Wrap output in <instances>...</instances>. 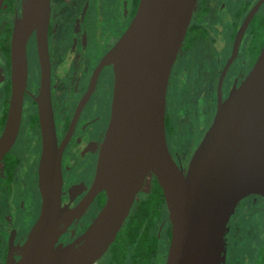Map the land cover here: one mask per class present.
Returning <instances> with one entry per match:
<instances>
[{
	"label": "flooded vegetation",
	"instance_id": "af4514ba",
	"mask_svg": "<svg viewBox=\"0 0 264 264\" xmlns=\"http://www.w3.org/2000/svg\"><path fill=\"white\" fill-rule=\"evenodd\" d=\"M20 2L3 0L0 7V142L11 90L9 41ZM138 3L50 0L45 48H39L34 30L29 34L18 125L0 155V264L20 257L19 246L40 214L42 112L52 122L60 206L73 211L61 221L59 241H73L103 205L106 193L93 192L92 182L111 119L115 78L113 65L102 58L131 22ZM263 43L264 0L195 1L165 93V141L184 170L191 155L186 159L178 151L177 136L189 130L194 151L218 103L245 78ZM158 185L148 172L114 239L91 264L166 263L172 224L163 193V205L146 204L151 220L132 229L126 225L139 197L156 192ZM227 226L222 264H264V196L242 197Z\"/></svg>",
	"mask_w": 264,
	"mask_h": 264
},
{
	"label": "water",
	"instance_id": "95a60500",
	"mask_svg": "<svg viewBox=\"0 0 264 264\" xmlns=\"http://www.w3.org/2000/svg\"><path fill=\"white\" fill-rule=\"evenodd\" d=\"M50 0H21L9 41L10 101L0 155L16 132L25 87L26 41L34 30L46 46ZM196 0H139L122 35L102 62L114 69L111 119L101 145L92 191L106 199L85 230L62 243L60 169L52 122L41 116V210L20 257L6 264H91L114 239L145 175L162 189L172 232L165 264H222L227 222L247 194L264 196V43L245 78L217 105L184 170L168 152L165 93L172 62ZM3 0H0V7Z\"/></svg>",
	"mask_w": 264,
	"mask_h": 264
},
{
	"label": "trees",
	"instance_id": "16d2710c",
	"mask_svg": "<svg viewBox=\"0 0 264 264\" xmlns=\"http://www.w3.org/2000/svg\"><path fill=\"white\" fill-rule=\"evenodd\" d=\"M9 2V0H5ZM159 202L163 205V196L160 186H157V191L151 190L149 194H144L138 199V208H136L133 213L128 217L127 228L132 229L136 224H140L142 220L152 219V211L146 208V204H151L153 202ZM134 234V233H133Z\"/></svg>",
	"mask_w": 264,
	"mask_h": 264
},
{
	"label": "rangeland",
	"instance_id": "374dc122",
	"mask_svg": "<svg viewBox=\"0 0 264 264\" xmlns=\"http://www.w3.org/2000/svg\"><path fill=\"white\" fill-rule=\"evenodd\" d=\"M189 130H187L188 132ZM183 133V134H179L177 136V139H178V143H177V148H178V151L184 155L186 157V159H188V156L192 154V149L194 147V142L191 141V137L190 135H188V133ZM194 137H195V133H194ZM185 138H187V141H185ZM248 201V200H246ZM244 201H242L243 203ZM241 203V204H242Z\"/></svg>",
	"mask_w": 264,
	"mask_h": 264
}]
</instances>
